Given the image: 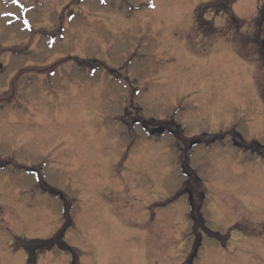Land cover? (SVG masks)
Masks as SVG:
<instances>
[{"label":"rangeland","instance_id":"374dc122","mask_svg":"<svg viewBox=\"0 0 264 264\" xmlns=\"http://www.w3.org/2000/svg\"><path fill=\"white\" fill-rule=\"evenodd\" d=\"M212 1L0 0V60L11 59L0 98L12 85L39 98L37 110L0 112V264H27L21 240L64 225V201L45 183L72 204L66 240L80 264H188L196 239L180 151L220 235L202 230L192 264H264V156L227 133L264 150L252 143L264 145V67L250 41L264 38L259 0L229 7L241 23L221 9L196 16ZM154 120L182 125L185 147L151 136L143 125ZM72 260L55 248L38 264Z\"/></svg>","mask_w":264,"mask_h":264},{"label":"trees","instance_id":"16d2710c","mask_svg":"<svg viewBox=\"0 0 264 264\" xmlns=\"http://www.w3.org/2000/svg\"><path fill=\"white\" fill-rule=\"evenodd\" d=\"M236 0H214L210 3H208L207 9H213L216 6H219L221 11L225 16H229V14H233L231 17L232 20L237 21V23H241L242 20H240L235 14L232 9L231 12H229V7L233 6L235 4ZM206 8L205 6H200L198 8V12L200 9ZM199 21V20H198ZM197 21V23H198ZM254 25L256 27H264V0H259V7L256 17L254 18ZM255 38V39H254ZM250 38V41L254 43V46L257 47V51L259 54V60L261 62V65L264 67V38L255 37ZM260 95L264 102V88L260 87ZM183 172L186 177L190 178L193 182V180L197 181V184L201 185L199 193V202L197 203L196 199L191 200V212H190V218L193 223V234L196 235V243L194 246V253L192 254L189 264L193 263L194 258L197 256L198 249L200 248L202 244V236L198 233L199 229H206V220L203 216V207L205 202V189L202 184V180L199 178L197 173L190 168L188 158L186 156H183ZM193 184V185H192ZM195 183H191V187L195 190L197 189L198 185ZM46 190L51 192L52 194L59 195L62 197L63 200L66 201L65 209H64V217H65V223L64 225L52 236L49 238L44 239H22V247H24L26 254H27V264H38L39 255L40 253L44 251H50L52 249L58 248L64 251H69L73 254V260L70 264H80V253L79 251L71 246L67 240H66V234L68 229L73 225V220L71 218V205L68 203V199H66V196L59 190L47 185L45 186ZM185 190L182 191V193Z\"/></svg>","mask_w":264,"mask_h":264},{"label":"flooded vegetation","instance_id":"af4514ba","mask_svg":"<svg viewBox=\"0 0 264 264\" xmlns=\"http://www.w3.org/2000/svg\"><path fill=\"white\" fill-rule=\"evenodd\" d=\"M24 29L33 31V28L27 22L24 23ZM12 57H14L13 54L9 58H12ZM0 58H1V55H0ZM10 60L9 59L8 60H4V58L2 57V59L0 60V73H3V72L6 71L7 67L10 64ZM24 67H26V64H25V66H23L20 69V72H22V73L24 72L26 75L29 74V73H26L27 69H24ZM31 72L37 73V71H35V70H33ZM115 72H116L115 70H112V69L110 70L109 69V73L112 74V76L114 78L116 77V75L113 74ZM31 80H32V78L29 77V79L27 80L26 84H29V82ZM124 85H126V83ZM130 85H131V89H133V94L131 96V99L133 100L138 95V92H137V89L133 86V84H130ZM27 90H29V88L25 87V89L22 90V89H18L14 85H12V87L10 88L9 91L3 90L2 92H8V95H6L3 98H0L1 99V101H0V112L1 113H5L7 111L8 114H10V113L12 114V112H13V114L15 113V114L18 115V113L20 111L26 112L28 109L37 110L35 108L39 107V105H38V99L39 98H31L29 100L26 99L25 98V94H26L25 91H27ZM132 105H134V104L132 103ZM132 107H129L130 108V112H131V108ZM129 108L127 109L126 112H129ZM8 117H9V115H8ZM124 119H125V124L126 125H130L132 123V120L133 121H138V120H136L135 117H124ZM159 126L163 127L166 132H169L170 130L173 129L172 126L169 125V123H161V122L154 123L151 126H147V129H148L149 132H151L155 128H158ZM231 141H233L232 138H231ZM180 144L182 145V147L185 146V143L180 142Z\"/></svg>","mask_w":264,"mask_h":264},{"label":"water","instance_id":"95a60500","mask_svg":"<svg viewBox=\"0 0 264 264\" xmlns=\"http://www.w3.org/2000/svg\"><path fill=\"white\" fill-rule=\"evenodd\" d=\"M156 131H158V132H161V131H162V129H159V130H156Z\"/></svg>","mask_w":264,"mask_h":264},{"label":"snow or ice","instance_id":"6c2138e0","mask_svg":"<svg viewBox=\"0 0 264 264\" xmlns=\"http://www.w3.org/2000/svg\"><path fill=\"white\" fill-rule=\"evenodd\" d=\"M101 2H103V0H101Z\"/></svg>","mask_w":264,"mask_h":264}]
</instances>
